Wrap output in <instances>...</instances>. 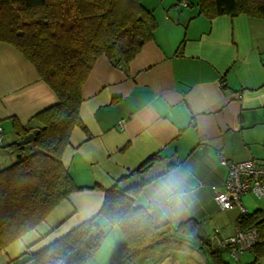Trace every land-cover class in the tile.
Instances as JSON below:
<instances>
[{"label": "crops", "instance_id": "crops-1", "mask_svg": "<svg viewBox=\"0 0 264 264\" xmlns=\"http://www.w3.org/2000/svg\"><path fill=\"white\" fill-rule=\"evenodd\" d=\"M198 2L141 0L158 23L154 39L125 69L102 55L82 87V126L72 132L62 164L84 191L0 250V264L39 253L96 217L104 190L114 186L141 187L136 205L150 208L153 224L164 230L131 264H213L202 242L234 237L240 210L219 211L214 194L228 172L222 160L264 166V18L209 19ZM58 102L32 63L0 44V127L5 141L12 137L4 145L22 139L14 120L35 125L33 118ZM3 147L0 171L14 159ZM211 223L218 229L207 236ZM184 225L198 226L199 237L176 233Z\"/></svg>", "mask_w": 264, "mask_h": 264}, {"label": "trees", "instance_id": "trees-1", "mask_svg": "<svg viewBox=\"0 0 264 264\" xmlns=\"http://www.w3.org/2000/svg\"><path fill=\"white\" fill-rule=\"evenodd\" d=\"M198 1L199 13L209 19L243 14L264 18V0ZM157 29L155 16L141 0H0V44L17 48L59 99L33 118L35 125L24 127L14 120L20 138L35 134L32 143L3 147L17 162L0 171V250L37 228L73 193L84 191L62 164L72 132L82 126V87L102 55L125 69ZM141 190H104L105 203L96 217L13 264H87L99 252L105 228H117L124 237L112 264H131L137 251L164 236L163 228L153 224L150 208L136 205ZM240 219L242 230L259 232V244L250 250L255 257L251 264H259L264 260V212ZM198 230L184 225L176 233L197 239ZM202 243L209 247L213 264H229L223 257L227 249Z\"/></svg>", "mask_w": 264, "mask_h": 264}, {"label": "built area", "instance_id": "built-area-1", "mask_svg": "<svg viewBox=\"0 0 264 264\" xmlns=\"http://www.w3.org/2000/svg\"><path fill=\"white\" fill-rule=\"evenodd\" d=\"M188 2L184 3L187 7ZM5 134L0 127V147L5 146ZM222 165L227 167V173L223 180L222 189L215 192V202L219 211H228L237 208L240 210L238 229L234 237L220 238L214 236L210 244L214 249H227L229 257L234 263L241 262V255L250 251L251 248L259 244V232L255 228L242 230L239 226L240 217L247 214L246 207L243 206V197L253 195L255 199H264V166L256 162L247 161L243 163L228 162L222 160Z\"/></svg>", "mask_w": 264, "mask_h": 264}, {"label": "rangeland", "instance_id": "rangeland-1", "mask_svg": "<svg viewBox=\"0 0 264 264\" xmlns=\"http://www.w3.org/2000/svg\"><path fill=\"white\" fill-rule=\"evenodd\" d=\"M11 140L12 137H9V139H7L5 143L9 144ZM15 162H17V157L14 156L12 162L10 161L5 163L4 164L5 166H3L2 169L10 168V166L15 164ZM243 202H244V206L248 207L250 214L256 212L261 208L264 209V199L262 200L255 199L253 196L249 195L248 197H244ZM216 229H218V227L217 224L215 223L213 224L211 223L209 224V226H206L207 236H209V234L210 235L214 234L213 232ZM104 231L106 236L103 239L99 252L96 254V256L90 259L87 264H112L113 260L118 255L119 250H117V245L123 243V237H121L119 230L116 228L115 230L104 229ZM245 255H247L248 258L246 259L243 257V259L241 260L242 263L247 262V260L251 261V263L255 261V257L251 253L247 252V254ZM224 257L230 259V257H227L226 255ZM230 264H235V263L233 262V260H231ZM259 264H264V260H261Z\"/></svg>", "mask_w": 264, "mask_h": 264}, {"label": "water", "instance_id": "water-1", "mask_svg": "<svg viewBox=\"0 0 264 264\" xmlns=\"http://www.w3.org/2000/svg\"><path fill=\"white\" fill-rule=\"evenodd\" d=\"M35 134L33 133V134H30V135H28V136H26V137H24V138H22L21 139V141H19L18 143H17V145L18 146H25V145H28V144H30V143H32L34 140H35Z\"/></svg>", "mask_w": 264, "mask_h": 264}]
</instances>
